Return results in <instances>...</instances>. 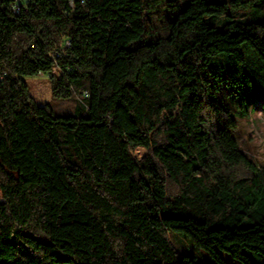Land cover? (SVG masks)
Listing matches in <instances>:
<instances>
[{
    "label": "trees",
    "instance_id": "trees-1",
    "mask_svg": "<svg viewBox=\"0 0 264 264\" xmlns=\"http://www.w3.org/2000/svg\"><path fill=\"white\" fill-rule=\"evenodd\" d=\"M13 2L0 0V264H264V163L233 134L264 105V0ZM40 72L73 110L33 96Z\"/></svg>",
    "mask_w": 264,
    "mask_h": 264
},
{
    "label": "rangeland",
    "instance_id": "rangeland-1",
    "mask_svg": "<svg viewBox=\"0 0 264 264\" xmlns=\"http://www.w3.org/2000/svg\"><path fill=\"white\" fill-rule=\"evenodd\" d=\"M181 2L185 0H179ZM39 43L32 46L31 51L44 56L49 49V33L46 29L38 35ZM41 46L43 47L41 49ZM41 49V50H40ZM57 74L58 71H55ZM33 96L41 103H53L59 110H73L77 103L74 100L55 98L52 91L51 79L47 75H37L27 77ZM82 102V101H81ZM237 127L233 129V134L239 145L249 153L256 161L264 163V105L259 104L246 116L237 115ZM147 153L144 148L134 151V155L143 157ZM172 239L181 254H191L196 252L191 239L180 232L172 231ZM229 264H238L229 254L220 251ZM206 254V253H205ZM200 255V254H199ZM202 256V255H200Z\"/></svg>",
    "mask_w": 264,
    "mask_h": 264
},
{
    "label": "built area",
    "instance_id": "built-area-1",
    "mask_svg": "<svg viewBox=\"0 0 264 264\" xmlns=\"http://www.w3.org/2000/svg\"><path fill=\"white\" fill-rule=\"evenodd\" d=\"M12 9L14 11V13L16 14H20L23 10V0H14L13 5H12ZM38 43V41L36 40L32 46H36V44ZM72 46V40L70 38H67L64 43L62 44V46L59 49H56L53 53V56L55 58H59L61 57L63 54H65V52L71 48ZM39 75H45V73L40 72ZM85 95H88V92L84 93ZM141 149V148H139Z\"/></svg>",
    "mask_w": 264,
    "mask_h": 264
}]
</instances>
